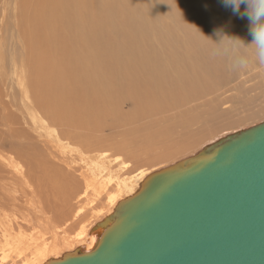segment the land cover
I'll list each match as a JSON object with an SVG mask.
<instances>
[{"label": "bare ground", "instance_id": "bare-ground-1", "mask_svg": "<svg viewBox=\"0 0 264 264\" xmlns=\"http://www.w3.org/2000/svg\"><path fill=\"white\" fill-rule=\"evenodd\" d=\"M10 1L21 9L15 16L17 21L21 19L25 22L28 19L32 22L33 38L28 36L29 55L33 53L35 60L32 55L27 67L34 65L39 73L36 77L38 81L34 78L30 82L35 85L38 102H33L35 98L26 79H22L24 92L21 90L28 100L31 98L30 103L27 102L30 109L37 105L45 116L57 111L69 114L70 111L76 119L86 112V125L98 129L110 121V131L121 128L113 118L122 117L123 124L133 125L126 126L127 132L121 128L113 134L116 139L119 135L121 140L114 144L110 142L109 136L102 141H108L114 149L125 151L130 159L135 158L134 154L140 155L136 152L146 149L156 139L171 144H196L193 141L206 137L202 136L205 128H218L221 125L220 119L231 109L228 101L239 99L232 91H239V86L242 85L235 82L238 81L236 74L231 76L235 83L228 85L231 79L226 67L234 71L235 69L227 59L213 57L210 49L220 45L227 36H238L246 44L251 43L253 37L249 34V21L246 16L237 17L236 25L237 23L230 22L235 21L236 16L218 18L217 10H202L184 0H31L35 8L38 4V7L44 6L52 10L47 22L32 8L30 10L29 0ZM195 2L199 6L208 5L207 0ZM216 29L221 30L220 35H215ZM32 41L34 45L31 44ZM20 51H17L19 53L16 56L24 64L26 55L23 50L21 53ZM14 60L17 64L18 58L15 55ZM98 82L101 83L100 89L95 87ZM49 85H52V89L48 91ZM58 87L65 91L60 94ZM210 98L214 99L209 100ZM102 107L110 111L101 115ZM209 107L211 108L208 109ZM4 116L3 119L8 124L3 133L12 130L14 125ZM138 119L150 121L144 133L141 124L136 121ZM162 121H168V124L159 127ZM175 125L180 129L179 135L172 134ZM107 127L101 130H106ZM132 136L136 139L130 141ZM124 139L126 144L122 141ZM22 141L20 137L18 145ZM128 141L138 147L132 148ZM82 142L86 146L93 145L88 144L87 138H82ZM20 152L24 154L23 151ZM17 160L12 154L0 151V162L3 165L0 166V183H13L19 188L28 184L27 171L23 170ZM95 166L102 165L95 162ZM8 172H11V176ZM148 172L147 169H142L132 180L118 184L125 188L124 191L128 190L127 194L93 226L82 221L79 224L81 230L72 237L65 235L68 234L66 229L70 221L62 224L61 228L56 226L58 230L52 238L53 242L59 241L60 245L53 244L51 237L29 240V236L25 238L23 235H11L10 241L4 236L0 249L8 252L16 249L19 254L27 255L21 264H44L51 258H60L81 247L85 250L94 248L98 238L94 227L112 215L121 200L136 192L135 186L144 181L149 175ZM96 176V172H93L92 180H88L91 183L83 188L78 196L79 200L91 192L98 194L106 190V182ZM28 186L31 187L30 184ZM0 192L4 193V190ZM96 199L91 198L89 203ZM85 212V206L77 207L72 220L80 221ZM12 225L10 220L5 221L3 230H10ZM39 229L42 233L41 228ZM59 230L63 234H59ZM44 233L46 231L42 236ZM6 262V258L0 260V264Z\"/></svg>", "mask_w": 264, "mask_h": 264}, {"label": "rangeland", "instance_id": "rangeland-1", "mask_svg": "<svg viewBox=\"0 0 264 264\" xmlns=\"http://www.w3.org/2000/svg\"><path fill=\"white\" fill-rule=\"evenodd\" d=\"M29 1L30 10L32 8L43 21L48 22L52 10L44 8V6L38 7V4L35 8L32 1ZM37 1L39 2V0ZM184 1L202 10H217L216 16L218 18H223L226 15L236 16L235 21H230L234 24L237 23V17H241L238 14H233L231 8L225 7L222 0H207L208 5L205 6H199L195 0ZM245 7L246 5L242 4L241 11ZM20 10L14 2L0 0V151L12 154L16 160L19 159L17 161H20L19 163L23 166V170L27 171L26 179L31 187L28 184H25L27 185L25 186L22 182L24 186H20V188L13 183L5 185L0 183V190H4V193L0 192V244L4 243V236L10 241L11 235L18 237L23 235L25 238L29 236V238L27 237L29 240L36 237H40V240L50 239V237L52 238L55 235V231L58 230L56 226L61 228L62 224L67 221H70V224L66 229L68 234L65 235L72 237L81 230V225L79 224L82 221H86L91 224L90 226H93L104 214H108L111 207L115 206L127 194L126 191L128 190L124 191L125 188L119 187L118 184L132 180L134 175L139 173L140 170L147 169L150 174L195 155L205 146L228 134L239 132L264 122V67L257 66L255 63L240 71L236 69L234 71L232 68L226 67L227 74L231 79L228 85L239 82L243 87L239 86V91L237 89L232 91V94L239 99L235 101L233 98L232 101H228L231 109L222 120L220 119L221 125L218 128H205L202 136L206 137L193 141L196 143L192 142L194 145L189 143L171 144L162 139H156L146 149L136 152L140 155L135 156L134 154L135 158L130 159L126 156L125 151L114 149L110 147L108 141L105 143L102 141L109 136L111 143L115 144L117 143L116 141L121 140L119 135L116 139L113 134L115 135V132L121 128L124 132H127L126 126L133 125L123 124L121 121L122 117L113 118L117 126L121 128L110 131V121H108V125L103 124L98 130L97 127L94 128L85 124L88 116L86 112L76 119V116L72 115L70 111L69 114L57 111L53 112L52 115L45 116L37 105L30 109L27 102L30 103L31 98L28 100L24 96L22 79H26L29 86V83L35 80L34 78L39 76V73L34 69V65L30 64V67H27L32 55L35 60L33 53L29 55L28 36L30 35L33 38L32 22L28 19L25 22H22L21 19L17 21L15 16L19 14L18 11ZM31 44L34 45V41ZM16 46L22 48L18 49ZM21 49L26 55L24 64L16 56V53H19L17 51ZM14 55L18 58L17 64H15ZM18 67L20 69L17 70ZM232 74L237 75V79L236 77L235 79L238 81L233 82ZM95 87L100 89L101 83H96ZM29 88L35 98L33 102H38L35 96V85L30 83ZM40 88H43L42 85H40ZM51 89L52 85H49L48 91ZM58 91L61 94L65 89L58 87ZM211 99L213 100L214 98L209 100ZM100 103L102 104V99ZM128 107H131V105ZM4 111L5 113H3ZM108 111L110 110L102 107L101 115L106 114ZM4 115L14 125L12 130L3 133L8 124V121L3 119ZM35 118L38 120L35 121ZM16 120L19 122V126ZM125 121L127 122L128 120L125 119ZM136 121L141 124L140 127L144 133L147 123L150 121L143 119ZM167 124L168 121H162L158 126L164 127ZM106 126H108L106 130H101V128ZM172 132V134L177 133L179 135L180 129L177 125L173 127ZM20 137L23 143L21 142L18 145ZM96 137L98 138L96 139ZM82 138H87L88 144L93 145L86 146L82 142ZM135 139V136H132L129 140L133 141ZM122 141L126 144L125 139ZM129 146L132 148L138 147L137 144L132 143H129ZM20 151H23L24 154ZM95 162H99L102 166L96 167ZM0 166H3L1 162ZM93 172H96L97 179L104 180L108 186L106 190L98 192V194H92L91 192L84 199L79 200L78 196L83 188L91 183ZM8 173L11 176V172ZM12 180L16 181L13 178ZM141 183L142 181L135 186L136 191ZM94 197L97 198L95 202L89 203L90 199ZM79 206H85V216L80 221L74 222L72 216ZM7 220H10L13 225L10 230L5 231L3 227ZM34 222L36 225H40L36 226L33 224ZM38 227L43 232L46 231L43 236V232L41 233ZM59 231V234L62 233L61 230ZM50 241L53 242V238ZM55 243L60 245L59 241L53 242V244ZM4 251L0 249V260L6 258L7 262L5 264H21V261L27 258V255L19 254L16 249H11L9 252Z\"/></svg>", "mask_w": 264, "mask_h": 264}, {"label": "water", "instance_id": "water-1", "mask_svg": "<svg viewBox=\"0 0 264 264\" xmlns=\"http://www.w3.org/2000/svg\"><path fill=\"white\" fill-rule=\"evenodd\" d=\"M95 227L44 264H264V122L150 173Z\"/></svg>", "mask_w": 264, "mask_h": 264}, {"label": "clouds", "instance_id": "clouds-1", "mask_svg": "<svg viewBox=\"0 0 264 264\" xmlns=\"http://www.w3.org/2000/svg\"><path fill=\"white\" fill-rule=\"evenodd\" d=\"M225 7L231 8L233 14L247 17L249 34L253 37L251 43L246 44L238 36H227L220 45L210 49L213 57L227 59L237 70H244L250 64L264 67V0H222ZM246 7L241 11V5ZM221 30L216 29L215 35Z\"/></svg>", "mask_w": 264, "mask_h": 264}]
</instances>
